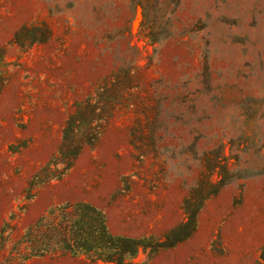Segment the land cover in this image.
I'll return each instance as SVG.
<instances>
[{"label":"rangeland","instance_id":"1","mask_svg":"<svg viewBox=\"0 0 264 264\" xmlns=\"http://www.w3.org/2000/svg\"><path fill=\"white\" fill-rule=\"evenodd\" d=\"M73 114L96 139L52 177ZM195 188L194 231L152 253ZM76 202L145 240L132 264H264V0H0V229Z\"/></svg>","mask_w":264,"mask_h":264},{"label":"trees","instance_id":"2","mask_svg":"<svg viewBox=\"0 0 264 264\" xmlns=\"http://www.w3.org/2000/svg\"><path fill=\"white\" fill-rule=\"evenodd\" d=\"M77 122L78 114L71 115L66 121L57 153L47 163V171L52 177L68 170L83 146L96 139L94 128L83 130ZM213 193L215 190L203 194L196 188L191 190L183 202L184 220L153 244L151 252L172 247L189 237L196 227L197 214L203 202ZM12 218L13 214L0 229V264H26L32 257L57 251L113 264H132L140 249L148 247L143 239L112 235L104 212L87 202L51 207L14 241L10 239Z\"/></svg>","mask_w":264,"mask_h":264}]
</instances>
